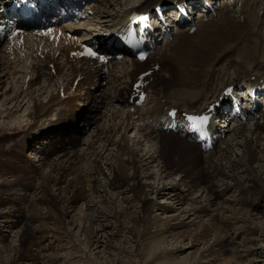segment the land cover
Segmentation results:
<instances>
[{
    "label": "bare ground",
    "instance_id": "1",
    "mask_svg": "<svg viewBox=\"0 0 264 264\" xmlns=\"http://www.w3.org/2000/svg\"><path fill=\"white\" fill-rule=\"evenodd\" d=\"M188 1L192 0H94L85 7L79 26L68 24L62 28L57 47L56 40L43 38L38 42L33 34L21 48L0 46L3 53L0 54V94L4 97L8 91L4 101L7 106L0 111V164L2 159L8 158L12 165L10 173H35L33 165L24 158L26 151H36L33 158L43 166L49 157L45 151L78 137L77 124L83 118L81 106L85 109L92 104L88 113L95 107L97 113L101 108L106 111L104 120L94 115L103 120V124L97 127L92 139L84 143L87 151L84 161H69V155L58 152L60 158L48 165L51 174L45 176L43 185L37 183L31 189L45 194L52 174H56L55 187L66 194L65 198L58 197L64 205L80 202L86 197L85 188L89 190L88 214L73 245L83 255L87 256L91 247L99 248L100 252L107 245L110 251L112 249L111 254L124 256L123 261L116 264H129V252L123 246L129 243L134 247L133 257H140L138 245L145 236L144 227H149V212L154 210L145 206V199L136 194L143 184L147 186L146 191L154 195L175 198L176 207H180L174 209H182L184 216L210 217L214 227L221 226V234L215 235L212 244L208 240L211 233L207 231L195 240L193 247L203 245L206 240V249L196 259L193 256L183 261L174 259L173 254L181 249L177 241L165 250L161 247L163 241L150 245L149 257L163 258V264H228L230 254L241 260L245 257L240 250L243 242L229 232L231 228L239 227L264 238V227L253 226L252 219L246 218L254 212L242 208L243 204L259 205L258 211L264 206L261 205L264 202V113L261 114L263 123L261 120L241 122L234 128L226 126L229 115L222 124L223 117L216 112L208 131L198 139L199 143L158 129L159 125H165L162 119L170 110L201 113L222 100L225 103V90L231 86L238 88L245 84L259 88L264 84V0H238L242 3L240 10H235L234 0H222L221 5L215 4L213 12H199V18L193 17V12L187 28L173 34V40L162 46L145 70H141L138 63L126 64L121 68L124 70L121 75L117 68L110 70L99 58L112 55V48L102 47L106 44L103 36L116 37L135 14L147 13L160 5L182 6ZM170 22L166 18L162 20L166 29L173 25V21ZM193 27L197 30L191 34ZM89 43L98 45L99 50L102 48V53L96 50L98 56L78 59L80 52L88 51ZM148 70H153L144 80L151 82L149 95L146 109L140 111L136 101H132L137 94L134 84L139 75ZM162 72H167L169 79L163 78ZM8 87L13 92L10 95ZM106 100L121 107L120 111L106 104ZM36 120L39 121L37 129L29 130L36 125ZM106 120L108 125H104ZM84 121L91 122L88 116ZM54 122H62L63 126L53 127ZM134 135L136 149L129 143ZM7 173L0 170V179ZM174 176L178 177V182ZM168 180H171L169 185ZM88 182L94 183L87 185ZM11 188L6 181L0 182V222L4 229L18 228L13 249L16 257L11 264L20 261L37 264L38 258L29 255V251L39 246L41 240L38 239L45 230H35L29 220H22L20 202L25 199L13 197ZM229 191L246 195L237 205L242 213L239 216L223 213L218 218L211 215L214 207L225 204L219 201V196ZM250 199H257L258 203H249ZM171 220L180 222H167L161 231L163 234L183 223L181 215ZM4 229L0 227V255L3 249L10 248L5 243L9 235ZM111 229L117 230L115 237L122 234V244L116 245L115 237L107 239L108 243L103 242ZM68 235L69 240L75 238L74 234ZM246 252L255 255L256 251L248 247ZM100 253L105 255L103 251ZM99 262L97 255V264Z\"/></svg>",
    "mask_w": 264,
    "mask_h": 264
},
{
    "label": "rangeland",
    "instance_id": "2",
    "mask_svg": "<svg viewBox=\"0 0 264 264\" xmlns=\"http://www.w3.org/2000/svg\"><path fill=\"white\" fill-rule=\"evenodd\" d=\"M240 3L234 6L235 10H240L242 8V5H241L242 3L241 4ZM97 15L99 16L98 19H100L101 16L99 14ZM0 54L3 55V53H0ZM166 73L167 72L162 73L163 78L169 79V74L168 73L166 74ZM9 89H11V87H8V90ZM12 91H13V88H12ZM7 93L8 91H6L4 95L6 96ZM10 93H13V92L9 90V95ZM5 96L3 97L0 94V111H3V109L7 106V104H4L7 100L6 99L7 97ZM107 102L108 101L106 100V104ZM111 103H114V102H111ZM90 106L92 107V104L87 106V108L85 109L83 106L80 107V109L83 110L82 115H81V118L83 117L82 121L81 122L79 121L77 124V126H79L80 135L78 137L76 136L72 137L73 138L72 140L74 142L73 141L71 142L70 139H67L66 143H64L65 145H61V144L54 145V147L50 151L49 150L45 151V153L49 154L46 164H44L43 166L42 165L40 166L37 163V160L33 158L36 152L33 149L31 151H26L24 153L25 160L29 161L31 165H33V168H35V173L28 172V171H26V173H23V172L21 173L20 171L10 173L11 166H12L10 164L11 161L8 158H4L1 160L0 170H5L8 173L2 179H0V182L6 181V183L8 184V187L10 186L13 188V189L11 188V191H10V194L13 195V197L17 196L19 198L22 197L23 199H25L23 200V202L22 200L20 202V208L23 213L22 220L24 219L26 220V222L27 220H29L30 224L35 230L36 229L45 230V233L42 234L41 239L40 238L38 239V240H41L39 241L40 243H38L39 246L37 247L34 246L29 251V255L34 256V258H38L37 264H97V255H99L100 257V262L98 264H112V263L116 264L117 261L121 259H122L121 261H123L124 259L123 258L124 256H121L115 253L114 255L113 253L111 254L112 249L110 251L107 245H105L106 248H103L101 250L103 251V254L105 255H102L100 253L101 251L99 252V248H96V247L95 248L91 247L92 251L89 252L87 256L86 254L83 255L82 251L76 250L74 248L73 246L74 242L77 241L76 233L80 227H83L85 215L88 214L87 205H88L89 198H87V194L90 195V192L87 188H85V192H84L86 197L83 195L85 199H82L80 202L75 201L74 203H71V205L70 204L64 205L62 204L60 200H58V197L60 195L63 196L62 198H65L66 194H63L64 190H61L60 191L61 193L57 191L55 187L56 184L54 181L56 178V174H52L53 178L52 177L50 178L51 180L48 183L49 186L47 187L45 194L41 193L42 191L38 192V191L31 190L32 185H38V184L43 185V180L45 181V179H47V177L45 176L47 174H51L48 165L60 158V155H58L59 153L62 155H69L70 156L69 161L71 159L78 160V161L82 159L84 161L85 156L87 154L84 143L89 141L87 139H92L94 134L97 132L96 131V129H98L97 127L103 124L102 123L104 120L103 116L105 115L104 113L106 112L105 109L101 108L102 110L97 113L96 110L98 108L95 107L92 110L93 114L91 112L88 113V108ZM116 108H117L116 111H119V107H116ZM144 108L145 107H143L142 110ZM22 111L20 113L21 117L24 116ZM95 114H98L99 116H101V119L103 120L99 119V117L96 118L94 116ZM87 116H88V120L91 121L90 123H85L84 121V117H87ZM108 120L105 121L106 123L104 125H108V122H107ZM36 121H37L36 125L29 128V130L35 131L37 129L39 125V121L38 120ZM92 122L93 124H91ZM0 124H1V121H0ZM59 125H62V122L53 123V127L56 126L58 128ZM147 132L149 133V131ZM134 137L135 135L132 136V141L129 143L131 147L136 149L137 141L134 142L135 140ZM51 151L53 152V154L50 153ZM54 152L57 153V155ZM173 179L177 180L176 182H178L177 176H174ZM168 181L169 182H167V184L169 185L171 180H168ZM92 183L88 182L87 185H92ZM142 184H143V181H142ZM155 186H157V184ZM146 187L147 186L143 184L141 188L137 189L136 194L140 199L142 198L145 199L144 201L145 206L153 207L154 210L149 212V215H151L149 218V221H150L149 227H146V229L144 227L145 236L141 239L138 245V249H139L138 251L140 253V257L138 258L133 257L134 247L132 244H129V243H127L126 245L123 244V246H126V249L129 252L128 255L130 257L129 258L130 260H128V263L129 264H163L164 263L163 258L152 259V257H149V252H148V249L151 248L150 245H153L155 242H159V241L160 242L163 241L164 243L161 245L163 250H165L167 247H170L169 244L173 245L175 244L176 241L179 242L181 249H179L175 254H173V258L176 259L177 261H183L187 257L191 258L192 256H193L192 258H195V259L199 258L202 251L206 249V247L204 246L206 240L205 242H203V245L195 244L196 246L193 247L195 240L200 239L202 237L201 234L207 231V233L208 232L211 233V235L208 237V240L210 241L209 244H212L215 238V235L221 234V231H220L221 226L214 227L213 223L210 222V217H199L198 218V216L196 215L195 216H184L182 214V209L180 211H177L176 209H174L178 205L176 204V201H174L175 198L169 197V195H161V196L154 195L151 192L146 191L147 189ZM236 192L237 191H229L226 194L219 196L220 197L219 201L225 204H223V206H221L220 208L214 207L213 208L214 213L211 215L217 218L222 216L223 213H225V215L233 214V215L239 216L240 215L239 213H242V211H240V208L237 205L239 202H242L241 201L242 199H246V195H244L240 191H238L237 193ZM216 195L218 196V193ZM6 197H10V196H6ZM38 197H44L45 199L40 201ZM245 201L246 200H244V202ZM247 201L249 203H254V204L258 203L257 199H250ZM243 205L244 206L242 208L246 210H250L251 212H254L253 214H251V216L249 213V215L246 217L248 219L249 218L252 219L253 226L258 225L260 226V228L264 227V206L258 211H256V208L259 205H256L255 207L247 206V204H243ZM261 205H264V202ZM179 207L180 206L176 208H179ZM164 209H166L167 212H164L163 211ZM243 212L245 213V211ZM107 213L109 214V211H107ZM210 213L211 212H209V214ZM180 215H181V219L183 223L181 224L179 223L180 225L175 227V229L172 230L170 233L163 234V232L161 231L163 228H165V224L167 222H172L173 224L180 222V221L171 220V219H177ZM254 218H256V220ZM0 225H2V222H0ZM3 225L0 227L4 229ZM4 230L9 235L8 236L9 241L5 243L10 248L6 250L3 249L2 254L0 255V264H11L13 262V259L16 257L15 250L13 249L15 245L17 244L16 233L18 232V228L13 229V231L7 230V229H4ZM116 232L117 230L111 229L106 234V239H104L103 242L108 243V240L110 238L115 237L114 235ZM229 232L231 234L234 233L236 237L239 239L238 241L243 242V248H240V250L242 251V253H244L245 257H243L241 260L238 261L235 258V256L233 255L231 256L230 254L228 255V264H264V238L259 237L258 234L254 235V234H251L250 232H246L245 230H239V227L231 228ZM69 233L74 234L75 238L69 240L68 239V237H70L68 235ZM121 236L122 234L118 233V237L114 238L116 239L114 241L115 244L117 243L116 245L122 244L120 242L122 241ZM249 243H251V245ZM248 247L249 248L252 247L256 251L255 255H248V252H246ZM89 257H91L90 260L88 259ZM17 264H22V263L20 261ZM202 264H205V263H202Z\"/></svg>",
    "mask_w": 264,
    "mask_h": 264
},
{
    "label": "snow or ice",
    "instance_id": "3",
    "mask_svg": "<svg viewBox=\"0 0 264 264\" xmlns=\"http://www.w3.org/2000/svg\"><path fill=\"white\" fill-rule=\"evenodd\" d=\"M88 56H92V57H96L98 56V54L94 51H92L91 49H89L86 53ZM74 55H76L74 53ZM100 59H103V57H99ZM144 57L142 56L141 59H143ZM172 115H175V113H172ZM188 119L195 125V124H201L207 121V117H196V116H190L188 117Z\"/></svg>",
    "mask_w": 264,
    "mask_h": 264
}]
</instances>
